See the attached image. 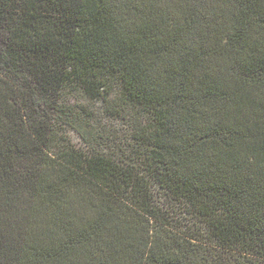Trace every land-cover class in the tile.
I'll list each match as a JSON object with an SVG mask.
<instances>
[{
    "label": "trees",
    "instance_id": "16d2710c",
    "mask_svg": "<svg viewBox=\"0 0 264 264\" xmlns=\"http://www.w3.org/2000/svg\"><path fill=\"white\" fill-rule=\"evenodd\" d=\"M113 80L141 167L50 155L41 105ZM0 264H264V0H0Z\"/></svg>",
    "mask_w": 264,
    "mask_h": 264
},
{
    "label": "rangeland",
    "instance_id": "374dc122",
    "mask_svg": "<svg viewBox=\"0 0 264 264\" xmlns=\"http://www.w3.org/2000/svg\"><path fill=\"white\" fill-rule=\"evenodd\" d=\"M63 91L56 99L46 101L39 108L46 124V151L54 156L58 154L66 141L80 148H89L103 155H115L127 163L136 165L138 151L133 135L140 134L152 124L150 115L138 107L127 103L116 81L109 84L108 92L102 102L92 100L89 93L76 87ZM55 100L54 106L50 108ZM32 117H37V98H34ZM135 136V135H134ZM193 218V216L191 215ZM197 221L196 219H194ZM199 229H205L197 221Z\"/></svg>",
    "mask_w": 264,
    "mask_h": 264
}]
</instances>
